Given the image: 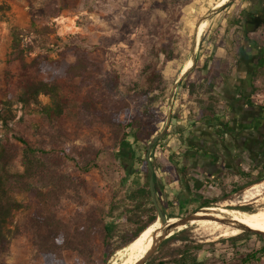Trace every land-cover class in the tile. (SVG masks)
Instances as JSON below:
<instances>
[{
	"label": "rangeland",
	"instance_id": "obj_1",
	"mask_svg": "<svg viewBox=\"0 0 264 264\" xmlns=\"http://www.w3.org/2000/svg\"><path fill=\"white\" fill-rule=\"evenodd\" d=\"M216 2L0 0V143L6 141L13 147L8 168L11 171L22 169L19 144L13 136L23 135L47 152L37 155L53 176L64 173L73 181L66 190L56 187L54 192L45 195L52 187L48 186L43 172L36 177V191L43 193L36 195V215L53 213L63 221L72 222L77 211L95 213L96 208L106 204L126 171H129L127 188L141 182L143 169L139 163L137 170L130 165L136 166V158H145L148 143L163 128L173 83L189 58L194 27ZM214 16L206 18L207 25L196 47V61L189 70L186 84L190 81L197 83L200 74L198 65L201 66L207 54L205 45L209 40L206 39L209 24L218 15ZM164 28H168L176 40L175 46L180 55L162 63V55L159 54L156 59L155 52L159 47V32ZM14 29L20 32L21 43L33 46L25 60L32 63L36 76L56 82L61 87L65 95L61 116H48L42 110L41 106L52 105L48 94H39L40 105L36 106L24 105L8 97L3 74ZM263 35L262 38L259 36L262 42ZM150 60H157L161 66L167 97L149 104L142 99L140 92L131 88L142 82L143 67ZM257 75L255 100L263 98L260 94L264 93V69ZM180 82L174 91L171 108V116L175 112L178 118H170L163 135L168 133L162 135L159 142L161 136L158 138L149 154L156 177L161 180L168 178L166 193L156 191L161 206H164L165 194L168 197L178 195L191 210L202 198L218 192L219 200L212 199L213 203L209 205L220 206L223 202L236 201V208L252 210L264 200V178L252 179L250 184L243 186L240 185L243 179L225 177L219 182L218 189L215 184L204 180L200 186L190 181L188 194L179 187L176 164L189 162L185 150H188V142L194 136L182 129L177 120L197 119L201 107L197 102L199 94L189 95L187 85H180ZM135 114L152 122L155 133L147 143L138 141L129 146L122 145L119 138L125 137L123 134L126 132L131 133L126 123ZM132 152L135 157L130 160ZM88 162H93L95 166L84 170ZM41 170L40 167L38 171ZM253 184L260 185L257 187L259 194L247 202L243 201L245 189ZM13 196L24 204L35 206L34 197L28 193L16 192ZM24 208L13 210L4 224L5 243L0 250V264H82V259L69 248L53 253L35 250L29 232L22 226L26 222ZM107 220L119 219L113 217ZM183 229L190 239L204 245V251L199 255L203 264H235L240 258L248 259L250 252L255 256L248 264H264V253L258 252L264 245V238L241 234L235 240L225 242L222 238L230 236L215 237L206 228L195 224ZM98 238L94 233V258L99 252ZM180 242L165 244L157 255L166 256L169 248ZM112 259H116L114 253L107 264H111Z\"/></svg>",
	"mask_w": 264,
	"mask_h": 264
},
{
	"label": "trees",
	"instance_id": "obj_2",
	"mask_svg": "<svg viewBox=\"0 0 264 264\" xmlns=\"http://www.w3.org/2000/svg\"><path fill=\"white\" fill-rule=\"evenodd\" d=\"M160 42L158 50L155 52L157 57L162 55V63L178 58L180 52L176 49V40L168 28L159 32ZM264 43V42H263ZM264 45V44H263ZM33 46L29 43H21L20 32L13 30L12 42L8 51L7 67L4 70L3 82L8 97L21 102L24 105H40L38 100L39 94H48L52 100L51 106H41L44 113L48 116L55 114L61 116L64 111L65 95L61 92V87L48 79H42L36 76L33 71L32 63L27 62L25 57L32 51ZM264 56V52H263ZM157 57L156 59H158ZM264 58V57H263ZM32 61L34 59H31ZM67 66V64H64ZM196 66H194L195 68ZM192 68V69H194ZM200 74L197 83L190 81L186 84L187 78L191 71L187 72L180 85H187L189 95L199 94L197 102L201 104L198 111V118L214 117L220 105V99L215 91L214 85L217 79V71L212 70L201 73V67L198 65ZM214 71V73H213ZM143 80L137 83L131 90L141 93L143 100L153 103L156 100L167 97L165 92L164 78L161 73V66L157 60H150L143 67ZM259 71L257 72V74ZM171 118H178L174 112ZM3 123H5L2 117ZM128 131L124 133L125 137H120L119 142L122 145H130L138 141L147 143L154 135V126L149 120H142L141 115L135 114L131 120L126 123ZM166 132L165 134H167ZM164 134V135H165ZM130 135L129 138H126ZM163 135V136H164ZM161 136L158 142L163 138ZM15 142L19 144V155L22 169L20 171H11L8 168L10 157L13 153V147L8 142L0 143V250L4 247L5 234L3 232L4 224L13 210H21L25 206L26 222L22 226L26 228L31 237L34 249L42 253H53L62 248H69L76 252L82 259V264H107L110 256L119 248L132 241L137 235L156 218V209L151 200L148 181L146 159L136 158V166L130 165L133 170H137L139 163L142 170V180L139 184L131 185L127 188L128 174L120 179L119 184L112 190L111 197L106 204L100 205L94 212L77 211L72 217V222H66L55 216L53 213L36 215V195L43 194L36 191V177L42 175L47 178L48 189L45 195L54 192L56 187L66 190L69 185L73 184L72 178L64 173L52 175L49 167L44 164L38 157V153H47L45 150L36 147L30 140L23 135H14ZM118 142V143H119ZM134 153H130L129 159L133 160ZM90 166H95L93 162H88L84 170ZM41 167V171L38 169ZM176 169L182 172L184 178L187 177V167L184 165L181 169L176 164ZM132 183V180H130ZM154 183L156 191L162 190L166 193L165 187L168 184V178L161 180L154 174ZM190 191V184L185 181ZM63 186V187H62ZM24 192L34 197L35 206L24 204L14 198L13 193ZM209 200L200 201L196 206L206 205ZM163 209L166 215L181 216L187 213L185 204L178 195L168 197L166 194L163 198ZM118 218V221H108L107 218ZM21 226V225H20ZM264 232V231H263ZM94 233L98 235L99 252L93 257L94 247L92 237ZM185 229L179 230L167 237L159 246L157 252L151 255L144 264H203L200 253L204 251L202 244L190 239ZM241 234L247 236L253 235L264 238V234L242 231L240 234L222 238L223 241L229 242L238 238ZM181 241L173 244L166 256L157 255L165 244ZM198 249H200L198 253ZM264 253V245L258 250ZM157 255V256H156ZM248 257H254L255 254L250 252Z\"/></svg>",
	"mask_w": 264,
	"mask_h": 264
},
{
	"label": "flooded vegetation",
	"instance_id": "obj_3",
	"mask_svg": "<svg viewBox=\"0 0 264 264\" xmlns=\"http://www.w3.org/2000/svg\"><path fill=\"white\" fill-rule=\"evenodd\" d=\"M249 22L252 23L253 29L260 26L264 29V10H261L258 17L245 19L242 26L237 30V50L233 56L231 50H227L229 51V57L235 62L234 64L227 65V56H211L208 62L205 61L200 66L201 73L212 70V67H214L213 70H218L214 88L234 80V78L232 80L227 70H236L238 67L243 68L245 72L242 78L244 83L248 84V89L242 87L238 97L233 102H226L221 99L222 96L217 91L220 99L219 108L216 115L208 117L210 121L205 124L211 130L210 137L214 140L216 149L212 151L209 150L210 147L200 146L199 144L198 150L195 149V152L192 151L193 149L188 148V150H185L188 157L185 158L189 162H182L179 165L180 169L184 165L187 167V177L184 178L181 171L176 170L175 172L178 185L186 194L189 190L185 181L187 183L194 181L195 184L200 186L204 180L215 184L216 189H218L219 182L225 178L222 176L225 163H231V166L235 167V171H229L228 174H234L237 178L243 179L240 185L250 184L252 179L264 178V93L260 94L263 98L256 100L254 98L257 87L255 76L258 71L264 69V45L258 42L259 39H256V42H254L256 43L255 53L252 56L247 55L248 45L246 46L244 38L249 29ZM263 31L261 30L258 35L261 38L264 34ZM204 64L207 65L205 69H203ZM228 147L231 148V151ZM204 151L207 152V156L211 155L208 156L211 157V161L205 159L207 156H201ZM212 199L219 200L218 192L214 196H205L200 200H209L206 205L194 206L191 210L186 206L188 211L185 214L202 206H208L209 203H213ZM215 200L214 202H216ZM229 207V205H226V208ZM252 258H240L235 264H248Z\"/></svg>",
	"mask_w": 264,
	"mask_h": 264
},
{
	"label": "crops",
	"instance_id": "obj_4",
	"mask_svg": "<svg viewBox=\"0 0 264 264\" xmlns=\"http://www.w3.org/2000/svg\"><path fill=\"white\" fill-rule=\"evenodd\" d=\"M262 9L264 10V0H235L225 6L221 12H219L220 10L216 12L215 16H218H216V18L214 16L215 19L212 20L206 34V39L209 40L205 45L207 54H205L206 58L204 62H208L211 56H227V65L230 66V64H234L235 62L229 57V51L227 50H231L232 56L235 54L237 50V30L242 26L245 19L258 17ZM252 26V23L249 22V29L244 38L246 46L248 45V56H252V54L255 53L256 43L254 42H256V39H259L258 42L260 44H264L258 36L261 30H264L263 27L260 26L257 29H253ZM201 63H203V61ZM205 68H207L206 64L203 66V69ZM227 72L231 75L232 80L233 78L234 80L230 83L222 84L220 87H216L215 90L221 94V99L226 102H233L238 97L242 87L248 89V84L244 83L242 78L245 72L243 68L238 67L236 70H227ZM257 76L258 75L255 76L256 82H258ZM186 93L187 91H185V94ZM185 94L183 93V96ZM187 119L186 122H184L185 119H179L177 122L181 123L182 129L186 130V132H191L194 136V138L188 142L189 149H193L192 151L195 152L198 150L199 144L200 146L205 145L210 147L209 150L214 151L216 148L214 140L210 137L211 130L207 125L205 126V124L210 121V118L202 117L195 119L191 117ZM224 145L226 146V144ZM229 150L231 151V148H229ZM201 156H207V152H202ZM208 156L205 159L211 161V157ZM225 164L222 176L227 178L231 176L236 177L234 174H228L229 171H235V167L233 168L231 163Z\"/></svg>",
	"mask_w": 264,
	"mask_h": 264
},
{
	"label": "bare ground",
	"instance_id": "obj_5",
	"mask_svg": "<svg viewBox=\"0 0 264 264\" xmlns=\"http://www.w3.org/2000/svg\"><path fill=\"white\" fill-rule=\"evenodd\" d=\"M226 1L227 0H217L215 5L224 3ZM206 25H207L206 18H203L199 23H197L196 47L198 45V41ZM190 65H191V60L190 58H188L184 62L181 71L186 70ZM259 186H260L259 184H253L247 189H245L243 201L255 198L259 194L260 189L257 188ZM225 204L229 205L230 207L226 208ZM237 204L238 202L236 201H229V202H223V204L220 206L208 205L206 208H208L211 211L221 212L241 222L242 224L264 231V200L258 202L252 210L238 209L235 207ZM241 205H245V204L242 203ZM173 220L175 219L171 217L168 218L167 222H172ZM160 223H161L160 219L157 218L156 220L148 224L132 241H130L125 246L117 249L114 252V256H116V259H112L111 264H131L135 260H137L154 241L156 235L158 234ZM193 224L206 228L207 230H209L211 234H214L215 237L233 236L241 232L240 228L231 227L229 225L220 223L210 217L194 218L187 225H193ZM187 225H180L176 227L174 231L181 230Z\"/></svg>",
	"mask_w": 264,
	"mask_h": 264
},
{
	"label": "water",
	"instance_id": "obj_6",
	"mask_svg": "<svg viewBox=\"0 0 264 264\" xmlns=\"http://www.w3.org/2000/svg\"><path fill=\"white\" fill-rule=\"evenodd\" d=\"M229 2H231V0H227L224 3L214 5L205 14H203L199 18L197 23H199L203 18L211 17L216 12L223 9ZM197 23L194 27L193 34L191 37V48H190V54H189V58L191 60V65L186 70L180 71L178 76L176 77V79L173 83V86H172L170 96H169V104H168V110H167L165 124H164L163 128L160 130V132L157 133L155 136H153L151 141L148 143V146L146 149L145 159H146V167H147L148 187H149L151 200H152L153 205L156 209V218L154 220H156L157 218L160 219V221H161L160 227L158 230V234L156 235L152 244L147 248L146 251L143 252V254L137 260H135L131 264H144L150 258V256L158 249V247L163 242V240H165L170 235L174 234L175 231H178V230L174 231V229L176 227H178L180 225H187L190 221H192L194 218H197V217H200V218L210 217V218H212V219H214L220 223L229 225L231 227L240 228L241 231H248V232H252V233L264 234V232L257 230L251 226L242 224L241 222L233 219L232 217H230L226 214H223V213L217 212V211H211L208 208H206L207 206H202L200 208H197V209H195V210H193V211H191L185 215L169 216L168 217L166 215L163 207L161 206V204L158 200V197H157V193H156V189H155V183H154V171H153L152 163L150 161L149 154L151 152L152 146L156 143L158 138L163 135V133L165 132V130L169 124V121L171 118L173 94H174V91H175L177 85L185 77V75L191 69V67L195 64V61H196V42H197L196 41ZM211 215H214V216H211ZM171 217L174 218L175 220H173L172 222H167L168 218H171Z\"/></svg>",
	"mask_w": 264,
	"mask_h": 264
}]
</instances>
